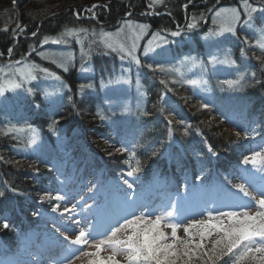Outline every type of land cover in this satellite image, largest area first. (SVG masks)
<instances>
[{
	"label": "trees",
	"instance_id": "1",
	"mask_svg": "<svg viewBox=\"0 0 264 264\" xmlns=\"http://www.w3.org/2000/svg\"><path fill=\"white\" fill-rule=\"evenodd\" d=\"M248 3L264 7V0ZM95 4L99 7L92 8ZM242 5V0H165L154 8L151 0H16L15 5L13 0H0V66L28 61L57 74L62 82L59 95L40 89L27 98L8 92L0 95V264H29L60 253L57 242L62 238L58 236L61 230L74 228L70 221L78 209L88 211L84 218L93 221L94 230L102 220L118 215L121 206L128 211L145 206L154 211L172 209L174 204L173 210L180 209L183 217L201 214L203 205L220 203L217 190L227 194L228 212L257 210L252 196H245L236 185L247 188L249 184L264 193V169L260 163H244L250 155L249 136L237 137L229 126L239 120L240 125L247 123L248 132L264 137V55L251 31L237 28L235 34L208 41L210 46L202 38L213 28L211 17L217 10ZM262 17L253 15L254 28H264ZM127 20L146 25L148 34H166L171 41L165 53L192 54L205 68L188 70L177 81L163 66L168 62L164 55L140 52L135 59L123 58L98 39L84 60L93 72H85L78 57L65 70L40 54L55 45L44 43L48 38H61L59 47L73 48L68 30L111 31ZM189 24L195 26L189 28ZM174 32L181 39L186 36L182 43L172 36ZM224 49L233 52L236 64L214 70L209 58L213 51ZM244 51L248 58L243 57ZM241 75L239 84L227 83ZM114 78L131 83L103 86ZM199 78L206 79L211 94L197 92L185 82ZM124 101H131V113L123 111ZM121 148L127 151H117ZM135 167L139 171L129 176ZM120 175L130 180L132 191ZM65 179L73 185L65 188ZM92 182L93 193L109 197L106 203H90H97L96 193L88 195L84 188ZM124 191L131 196L121 194ZM78 192L81 196L76 199ZM233 197L239 199L235 207ZM60 205L73 209L50 215ZM203 216L191 220H203ZM115 221L112 228L125 220ZM4 223L9 224L7 229ZM214 237L205 238L204 251L212 248ZM234 252L239 255L238 249ZM235 258L225 256L215 264H232ZM193 264L202 261L194 257Z\"/></svg>",
	"mask_w": 264,
	"mask_h": 264
},
{
	"label": "rangeland",
	"instance_id": "2",
	"mask_svg": "<svg viewBox=\"0 0 264 264\" xmlns=\"http://www.w3.org/2000/svg\"><path fill=\"white\" fill-rule=\"evenodd\" d=\"M152 1V7H159L160 4H162L165 0H162V3H153ZM251 5V4H250ZM252 7H254L253 5H251ZM222 8H235V7H222ZM257 9V11L254 14H263L264 15V7H254ZM221 9V8H220ZM218 11V10H217ZM216 11V12H217ZM240 11V15H241V19L240 22L236 25V29L240 28L241 32H249L251 31V33L253 34V41L254 43L257 45L258 41H261L262 38H264V28H259L258 26H256V28H254V25L257 24L256 22H249L246 24L243 20V17H245L246 15L244 14V9H243V5L242 8L239 9ZM215 12V13H216ZM215 13L212 15L211 19L213 22V28L208 31L205 32L202 35L203 40L206 43V46H210L211 44L208 43V41H214L216 38L222 36V35H226L229 34V32H222L221 31V24L218 18H216ZM244 15V16H243ZM131 26V27H130ZM140 26H145L143 28H141ZM261 27H264V23ZM86 31H82L81 28L76 29V30H72V34L69 35L71 36V40L69 43H73V48L69 47V46H62L59 47L62 43H63V39L59 38H48L45 40L44 43H54V46H48L46 48H44L43 50L40 51V54L45 58V59H52V61H57V63L60 65V67H62L63 69L67 70L70 66L73 65L76 57H78L82 63H84L85 65V72H93V69L89 66V64L86 62H84V60L89 56V52L90 49L92 47V44H94V41L96 39H98L101 43L105 44V40L106 37H104L102 35V33H111L112 34V41L118 43H123L125 45V51H120L119 48L117 49L116 52L120 53L121 56L123 58H131V57H137V54L141 52V54L146 55V54H152L154 56L160 57V55H164L165 60H167L168 62L164 63L163 66L166 67V69L168 70L169 74L172 75L174 77L175 80L179 81L184 73L188 70H192L195 68L201 69L202 67H204V63L201 59L196 58L194 55L192 54H186V55H182L179 57H172L171 52L170 53H165L166 49L168 48V44L171 41L166 34H162V33H150L148 34V27L144 24H141L139 22L133 21V20H127L124 21L120 27L114 29V30H107V29H103L101 31H89L88 29H83ZM254 32V33H253ZM148 36V37H146ZM173 37H179V35H172ZM246 38V36H244ZM184 38H186V36L183 37V39H179L180 41H178V43H182V40H184ZM247 39H244L243 41L245 42ZM151 41V43H150ZM248 41V40H247ZM176 42V41H174ZM249 42V41H248ZM133 43L135 44V49L133 51V56H129L127 55V51L132 49V45ZM78 47V49H77ZM107 47V46H106ZM109 48V47H108ZM260 48V47H259ZM111 49V48H109ZM112 50V49H111ZM262 54L264 55V49H261ZM245 52V51H244ZM167 54V56L165 55ZM214 54L212 57L209 58V64L211 67L214 68V70H224L227 68H232L235 66L236 64V59L233 56V52H231V50L229 49H224L222 51H213ZM250 54L255 55L252 53V51H250ZM248 55V56H247ZM247 56V58L249 57V54L247 52H245L243 54V57ZM169 68V69H168ZM205 68V67H204ZM0 69H2V71H0V81H7L9 79L11 80H19L20 79V71L21 70H31V74L32 76L35 77V79H28V80H24L23 81V87L21 88H17V89H8L6 88L3 94L0 95H5L7 92L8 93H12L15 95V98H27L29 96H31L34 93V90L36 89V91H38V89H40L43 92L46 93H56L58 94V84H62L61 82V78L53 73L52 71H43L44 68L40 67L39 65H36L34 63L28 62V61H19V62H15V63H10L7 66H0ZM205 74V72H203ZM193 79V78H192ZM206 79H195V81H197L196 84H192L193 88L197 91V92H202L204 93V95L206 94H211L209 92L208 86H207V82L205 81ZM192 81V80H190ZM185 82H189L188 80H185ZM130 80L129 79H121V78H114V79H108L106 81L103 82V86L104 87H110L113 85H118V86H126L130 84ZM110 85V86H108ZM28 89H31V92L28 91ZM59 95V94H58ZM211 96V95H209ZM211 97H209L208 102H211ZM131 101H124L123 103V111L125 113H131L133 111V108L131 106ZM247 123H244L242 125H240L239 120H236V123H234L233 125H230L229 128L230 130H234L236 132H240L242 134V130H243V134L247 133L246 136L250 137L251 140V148L249 152L250 155H248V158H251L253 153L256 152H264V144H263V140L264 137L263 136H255L252 131H247ZM242 134V135H243ZM260 162H258L257 164H259ZM251 165H253L252 163H250ZM255 164V166L257 165ZM124 175H120V181L124 182L127 181L124 179V177H122ZM129 180V179H128ZM65 188L72 186V180L71 179H65ZM93 182L88 184V187L84 188V193L90 195V194H95L96 193V197L93 199L95 200L97 203H95L94 201H91L90 203L92 204H99L98 201H100L101 203H106L109 200V197L103 192V194L101 195L100 192L97 193L96 192H92L93 191ZM130 185V180L127 181V183ZM254 184V183H253ZM247 186V191L249 192V194L251 196H255V198L258 200L261 196L262 193H258L255 192L254 190H252L248 185ZM254 186V185H253ZM129 191H132L131 187H128ZM218 192V191H216ZM125 193H127V196H131V194L127 191H124V196L126 195ZM225 193V192H224ZM118 194V193H116ZM79 196H81V192H78V194H76V199L79 198ZM118 196V195H117ZM123 197V196H122ZM81 199V198H80ZM90 199V197H89ZM82 200V199H81ZM228 201L227 195L223 194L221 196V205L224 206V204L226 205ZM255 203V202H254ZM238 204L237 199H234V202L232 203L233 207H235ZM117 205V202H116ZM59 206V204H58ZM58 206L56 207L57 210H53L50 215H57V214H63L64 212H66L69 209V211H71L73 209V207H71L70 205H66L65 207H62V205H60V208H58ZM173 206L174 204H171V208L172 209H168V208H162V207H157V209H155L154 211H147L148 209H141V210H135L133 212L130 213H126V209L121 206L120 207V211H118V215L116 216H112L111 218L102 220L101 223V227L99 229H95L94 230V226H92L93 221L91 220H85L84 216H89L88 211H84L85 209H78L75 210L76 211V215L75 217L70 221L74 228L66 231H62L61 236H58L59 238H62L61 241L57 242L60 245V250H58L57 253L55 252L54 255L51 256H46L43 257V259H37V261H32V263L29 264H87V261L89 259H92L93 257H85V256H81V250L83 251H87V252H93L95 251V249L93 247H91V243L93 241L98 242L101 239H104L109 233H110V229L113 227V220H124V218H126L125 216L128 215L129 217L131 216H145L149 219L154 220L157 216H164L165 213L171 212L172 216L171 217H166L165 219H162L161 221V227L163 229V231L166 233L168 239L165 242L170 243L171 242V229L167 228V227H163L164 224L167 223H176V224H180L181 227L177 229V234L182 238L185 239L186 235L183 231V225H186L187 223H189L191 221L192 218L197 217V215H205L203 216L205 221H209V213L212 214V218L210 220L211 224H215L217 223L218 220H223L224 223H228V218H222L221 216H219V214L217 213L218 207L214 208V205H209V207H206L205 205H203V212L201 214H196V215H184L181 216L179 214L180 209L178 210H173ZM148 208V207H147ZM227 206H225L223 208V212H227L226 211ZM152 210V209H151ZM245 211V210H244ZM246 211L249 212V214L255 213L257 210L256 209H247ZM186 213V211L184 212V214ZM243 213V211H242ZM241 213V214H242ZM127 216V217H128ZM133 217L130 218V220ZM90 221V222H88ZM115 221V222H116ZM124 223V222H121ZM120 223V224H121ZM49 225L46 223V227H48ZM45 227V229H47ZM84 229L88 234V239H89V245H75L71 243V240L75 239V236L79 234L80 230ZM60 231V230H59ZM130 231V230H129ZM107 232V233H106ZM103 234H107L106 236ZM101 235H103L104 237H102ZM68 237V239H65V237ZM211 236H217L215 234V231L213 230V234ZM102 237V238H99ZM197 237V236H196ZM194 237V239L196 238ZM208 237V236H206ZM92 238H99L97 240H92ZM117 238L119 239H124L126 238V233L124 230H122L120 233L117 234ZM218 237H214V239L216 240ZM45 240H49L46 239ZM52 240V239H51ZM210 240H213L212 238ZM196 241H199V238L196 239ZM49 244H52V241L49 242ZM43 249H48V248H42ZM44 252V251H41ZM111 254V250L110 248H108L107 246H105L101 252H100V256L102 257H107L108 255ZM117 260L121 261V264H126V257L124 255H117L116 257ZM54 260V261H53Z\"/></svg>",
	"mask_w": 264,
	"mask_h": 264
},
{
	"label": "snow or ice",
	"instance_id": "3",
	"mask_svg": "<svg viewBox=\"0 0 264 264\" xmlns=\"http://www.w3.org/2000/svg\"><path fill=\"white\" fill-rule=\"evenodd\" d=\"M16 0H13L15 5ZM153 3H162V0H153ZM244 14L247 16V20L253 19V13L257 11L252 7L248 0H242ZM151 6V5H150ZM99 7V5H93L92 8ZM92 9H89L91 11ZM216 18L219 19L222 32H229L235 34L236 25L240 22L241 15L237 8H221L216 13ZM264 19V17H262ZM194 24H189L188 27H194ZM131 27V26H130ZM141 28L145 26H140ZM7 31V28L3 29ZM22 30V29H21ZM82 31H86L83 30ZM36 33H33L35 35ZM68 35L72 34V30H68ZM15 35V33H13ZM106 37V46L113 51H125V45L123 43H116L112 41L111 33H102ZM172 35H179L178 32L172 33ZM151 43V41H150ZM261 49H264V38L257 42ZM135 44L133 43L132 49L127 51V55L133 56ZM12 49H8V53L11 54ZM135 59V57L133 56ZM139 63V61H136ZM149 68L152 65H148ZM2 71V69H0ZM43 71H47L44 69ZM28 79H35L31 74V70H21L19 80H7L0 81V94H3L5 89H17L23 87V81ZM243 79L241 75L238 80L227 81L229 85H237L240 80ZM161 83H165L161 81ZM189 83L196 84L197 81L192 80ZM31 92V89H28ZM203 108H207V104L201 105ZM172 114L169 113V116ZM172 123V120H169ZM182 123V122H181ZM235 135L239 137L240 132H236ZM247 135V133H245ZM117 151H127V149L121 148ZM209 151H212L209 146ZM135 155L134 153L132 154ZM213 155L215 153L213 152ZM260 162L261 168L264 169V152L253 153L251 158L246 157L245 164L252 163L253 165ZM139 164V162H137ZM139 171V167L133 168L128 172L129 176H132L134 172ZM127 183V181H125ZM131 187V185H129ZM237 189L245 196H249L244 184L236 185ZM3 195V193H0ZM57 200L63 199V197L57 196ZM255 201L257 211L249 214L248 211L243 213L238 212H221L219 216L227 217L228 223L225 224L223 220H218L217 223L211 224L210 220L212 214L209 213V221L205 220H191L186 225H183V231L188 237L182 239L177 234V229L181 227L180 224L167 223L163 227L171 229V242L167 241L168 237L161 227L162 219L171 217L172 213H165L164 216H157L154 220L149 219L143 215L133 216L131 220L125 219L124 223L119 227L112 228L110 233L98 242L93 241L91 247L95 249L93 252H87L81 250V256L93 257L87 261V264H121L120 260H117V255H124L126 257L127 264H193L194 257L196 260L202 261V264H215L216 261L221 260L223 257L235 256V260L232 264H264V193L261 194L257 200L255 196L251 197ZM55 210V209H54ZM3 228L9 227L8 223L2 225ZM122 230L126 233V238L119 239L117 234ZM130 230V231H129ZM213 230L217 235V239L212 242V248L204 251V240L206 236H211ZM89 234L81 229L79 234L75 236V239L71 240L75 245H89ZM198 236L199 241H195L194 237ZM65 239H68L66 236ZM107 246L111 250V254L106 258L100 256L101 250ZM239 250V255L234 250ZM259 253V256H257ZM231 254V255H230ZM206 258V259H205Z\"/></svg>",
	"mask_w": 264,
	"mask_h": 264
},
{
	"label": "water",
	"instance_id": "4",
	"mask_svg": "<svg viewBox=\"0 0 264 264\" xmlns=\"http://www.w3.org/2000/svg\"><path fill=\"white\" fill-rule=\"evenodd\" d=\"M96 5V4H95Z\"/></svg>",
	"mask_w": 264,
	"mask_h": 264
}]
</instances>
